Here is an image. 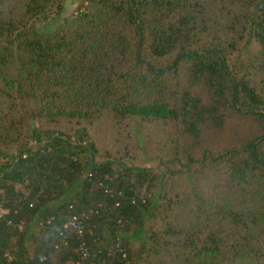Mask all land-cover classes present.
Listing matches in <instances>:
<instances>
[{
    "label": "trees",
    "instance_id": "1",
    "mask_svg": "<svg viewBox=\"0 0 264 264\" xmlns=\"http://www.w3.org/2000/svg\"><path fill=\"white\" fill-rule=\"evenodd\" d=\"M54 3L0 0V264H72L82 212L94 264H264V0Z\"/></svg>",
    "mask_w": 264,
    "mask_h": 264
},
{
    "label": "rangeland",
    "instance_id": "2",
    "mask_svg": "<svg viewBox=\"0 0 264 264\" xmlns=\"http://www.w3.org/2000/svg\"><path fill=\"white\" fill-rule=\"evenodd\" d=\"M74 1L75 0H64L65 6H64V9L62 10H58L57 3H54L53 6L49 10L45 11L42 15H40L39 19L35 23L37 24V26H39L42 29L50 30V29L55 28V26L59 22L64 20L65 17L70 16L76 12L78 8V4L76 3L82 0H76L75 2ZM258 49H259L258 43L255 42V40H251L249 44L243 45L239 53H241L240 54L241 56H245L249 53H254ZM237 54L238 52L234 54L233 57H235V55ZM86 139L89 141L95 140L98 146L99 147L101 146V149H108V148L109 149H113V148L119 149L120 148L118 147V145L120 144L121 141L119 140L118 130L117 128H114V126L108 127L106 125L102 132H99V131L97 132L96 128L90 127V132L86 136ZM30 144H34V143L31 142ZM140 153L137 147H134L131 150V155L138 156ZM151 153L152 152L149 150H147L146 152L144 151L141 155H139L140 157L137 158L138 163L140 164L147 163L150 166H154L155 173L161 174L163 172V169L159 167L158 165H156L155 162L144 161L145 160L144 157L148 158ZM153 190H156V186H153Z\"/></svg>",
    "mask_w": 264,
    "mask_h": 264
},
{
    "label": "built area",
    "instance_id": "3",
    "mask_svg": "<svg viewBox=\"0 0 264 264\" xmlns=\"http://www.w3.org/2000/svg\"><path fill=\"white\" fill-rule=\"evenodd\" d=\"M146 192H147V186H144L142 192L140 193L141 198L144 196ZM120 194H122V192H120ZM135 200L136 199H133V202H135ZM8 211L9 210L7 208L1 205L0 206V218H2L5 214H7ZM88 218H89V215L86 212L77 213V214H74L70 218L68 223L65 225L66 228H72L77 234L78 238L82 239L78 245V257L72 264H94L93 260H91L90 258V255H91L90 249L87 246L86 241L84 240ZM121 222L122 221L119 220V225H122Z\"/></svg>",
    "mask_w": 264,
    "mask_h": 264
},
{
    "label": "water",
    "instance_id": "4",
    "mask_svg": "<svg viewBox=\"0 0 264 264\" xmlns=\"http://www.w3.org/2000/svg\"><path fill=\"white\" fill-rule=\"evenodd\" d=\"M261 3H259V4H257V6H256V8H260L261 7ZM122 247V244L120 245V247L119 248H121Z\"/></svg>",
    "mask_w": 264,
    "mask_h": 264
}]
</instances>
